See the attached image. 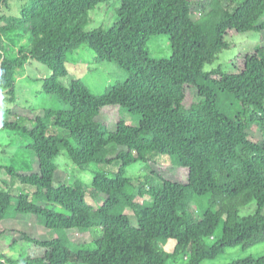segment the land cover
Listing matches in <instances>:
<instances>
[{
    "label": "trees",
    "instance_id": "obj_1",
    "mask_svg": "<svg viewBox=\"0 0 264 264\" xmlns=\"http://www.w3.org/2000/svg\"><path fill=\"white\" fill-rule=\"evenodd\" d=\"M112 1L22 0L12 15L0 0V91L13 103L0 128L27 135L35 161L25 171L0 163L9 176L0 186V221L28 215L56 232L19 239L17 229L0 231L10 247L27 244L17 258L0 252V264H202L264 243V0H202L197 18L194 0H118L113 26L84 30L89 13ZM13 31L30 39L16 55L5 44ZM252 31L260 41L243 60L241 53L231 60V72L206 68L229 38ZM162 35L173 53L158 59L148 43ZM83 44L98 62L123 68L127 80L101 95L79 78L67 86L68 54ZM30 59L51 71L42 91L68 108L37 115L15 103L16 73ZM189 87L196 98L187 105ZM113 108L121 115L116 130L102 116ZM122 110L139 124H128ZM63 152L82 170L99 167L91 184L57 185L55 159ZM162 156L180 177L153 167L138 183L128 175L133 164L159 165ZM72 229L91 232L93 249L72 248ZM223 264H264V256Z\"/></svg>",
    "mask_w": 264,
    "mask_h": 264
},
{
    "label": "rangeland",
    "instance_id": "obj_2",
    "mask_svg": "<svg viewBox=\"0 0 264 264\" xmlns=\"http://www.w3.org/2000/svg\"><path fill=\"white\" fill-rule=\"evenodd\" d=\"M202 0H194L192 5L194 11V17L197 18L201 15L200 2ZM9 7L4 6L3 13L18 15L21 10L22 0H8ZM121 6V1H112L101 3L97 9L92 10L89 13V19L84 26V30H93L96 28L107 29L114 25L118 18V9ZM17 33V34H16ZM231 46L228 49H224L219 53L218 59L211 65H207V69L214 66H221L225 71L231 72L233 70L231 60L235 59L240 53L242 54L241 60L244 59L245 53L254 49L257 43L260 41V35L255 32L243 33L229 38ZM30 42L29 36L18 32H10L6 38V47L9 53L18 54L19 51L27 46ZM151 55L155 58H169L171 57L173 50L169 36L162 35L152 37L148 43ZM238 60H235V62ZM67 67L70 71V76L63 78L62 81L68 86L71 82V78H79L91 91L95 94H104L111 86L118 84L119 82H125L128 78L127 72L119 67L114 62H98L95 59V53L88 44H83L79 49L68 54ZM51 74L50 69L33 59L27 60L23 65V68L19 69L16 73V97L15 103L32 109L35 114L42 115L46 108L65 109L68 106L61 102L55 95L47 94L42 91L43 78L48 77ZM189 97L186 104H190L196 98V89L189 87ZM4 91H0V119H4L8 115V109L13 110V103L9 102L7 98L4 99ZM122 117L127 119V123L131 125H138L140 118L129 114L127 111L122 110ZM103 119L110 123V129L116 130V122L121 115L113 108L103 113ZM31 143V139L18 131H11L8 129L0 128V163L12 165L19 170H28L34 164L33 153L27 147ZM116 151L114 146H111L110 157H115ZM159 165L154 163L138 162L133 164L128 169V175L135 178V182L138 183L141 179H144V175L148 173L153 167L155 170L160 171L162 174H166L169 177H180L181 173L178 172L177 167H170L172 165V159L169 156L160 157ZM55 162L59 166V171L56 175L57 185L61 182L74 183L77 178L83 179L88 185L92 183L94 175L92 169L99 168L96 165H92L87 170L80 169L65 152L61 153ZM164 163V164H163ZM166 164V165H165ZM113 169H117L114 165ZM3 179L9 181V176L5 170H0V186ZM140 179V180H138ZM15 191H18L17 187L20 186L15 182ZM31 192L34 188L27 186ZM33 193H31L32 196ZM91 202H96L90 198ZM103 202V199H99ZM256 203L243 208L242 214H250L254 211ZM134 224H137L135 215L129 212ZM17 229L19 234L16 237L22 239L23 233H28L34 237L55 236L56 232L47 229L40 222L34 221L28 215H13L11 218L0 221V231ZM49 230V231H48ZM69 236L71 238V247L78 248L85 244V248L93 249L94 238L91 232H81L78 229L69 230ZM21 243V242H20ZM10 236H2L0 238V252L6 253L11 257H18L23 249L27 248V244H19L17 246L10 247ZM174 246L173 242L167 245V250H172ZM254 255L257 258L264 256V243L256 245L255 247L243 251L239 248L231 249L226 254L219 256L216 260H207L202 264H223L231 261L232 259L246 257ZM82 264V263H71ZM171 264V263H170Z\"/></svg>",
    "mask_w": 264,
    "mask_h": 264
}]
</instances>
